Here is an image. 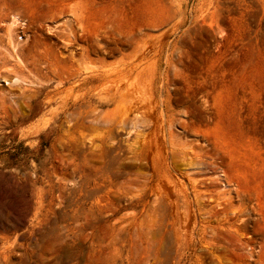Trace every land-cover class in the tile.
<instances>
[{
	"label": "rangeland",
	"instance_id": "374dc122",
	"mask_svg": "<svg viewBox=\"0 0 264 264\" xmlns=\"http://www.w3.org/2000/svg\"><path fill=\"white\" fill-rule=\"evenodd\" d=\"M0 264H264V0H0Z\"/></svg>",
	"mask_w": 264,
	"mask_h": 264
},
{
	"label": "bare ground",
	"instance_id": "6f19581e",
	"mask_svg": "<svg viewBox=\"0 0 264 264\" xmlns=\"http://www.w3.org/2000/svg\"><path fill=\"white\" fill-rule=\"evenodd\" d=\"M12 19H14V21L12 22V24H15L14 22L16 21L15 17L13 16ZM14 26V25H13Z\"/></svg>",
	"mask_w": 264,
	"mask_h": 264
}]
</instances>
